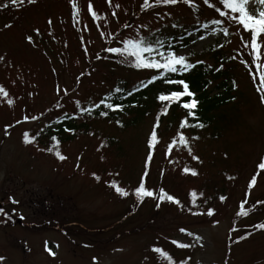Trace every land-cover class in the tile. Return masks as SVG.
<instances>
[{"label": "rangeland", "instance_id": "1", "mask_svg": "<svg viewBox=\"0 0 264 264\" xmlns=\"http://www.w3.org/2000/svg\"><path fill=\"white\" fill-rule=\"evenodd\" d=\"M91 1L100 17L98 23L87 11L89 0H77L79 23L72 18L70 0H51L44 7L24 11L11 27L2 26L4 19L0 18V57L4 58L0 60V86L9 93L7 98L0 96V207L7 213L0 215V256L5 258L0 264H93V257L97 264H166L153 247L169 252L176 264L188 257L189 264H264V232L240 243L228 242L239 203L257 171L258 183L248 203L264 198V170L258 169L264 158V103L240 62L247 59L251 64V57L236 26L226 23L233 34L224 37L213 33L214 26L209 24L203 40L197 38L176 50L193 53L190 62L208 64L213 63L210 50L218 44H223L229 55L236 54L232 64L240 98L225 111L233 116L231 125L217 140L202 135L191 143L192 155L199 160L183 148H174L167 155L168 135L164 134L147 184L153 189L163 187L181 202L188 200L189 190L202 189L215 209L214 217L194 216L168 202L157 208L152 198L136 202L137 208L129 211L131 197L122 198L108 186L115 180L130 191L131 185L138 183L152 116L137 126L119 128L106 120H87L78 112L77 122H85L87 127L59 144L66 159L61 161L54 152L45 151L55 142L47 144L37 133L53 126L55 117L75 113L76 100L89 107L115 82L122 81L119 87L124 81L133 84L148 74L109 60L107 47H118L121 40L135 38L138 33L173 32L177 36L178 31L216 18L201 0L199 14L182 2L142 9L144 0H112V7L107 0ZM28 36L33 37L32 43ZM190 36L195 37V32ZM57 86L67 89L69 95L61 91L58 96ZM8 99L13 100V106L8 105ZM58 100L62 105L59 109ZM41 113L44 115L37 121L16 124L25 114ZM8 125L14 126L5 135ZM25 131L36 135L35 143L23 142ZM109 136L118 140L119 148L107 146ZM185 167L198 175L185 174ZM220 195L227 196V201L222 203ZM9 197L18 203L13 204ZM19 217L23 219L18 221ZM262 218L264 206L262 213L247 216L237 226L245 228ZM213 220L219 221L215 227ZM180 227L202 237L201 242L181 233ZM239 234L236 232L233 240ZM172 239L194 246L180 249ZM45 242L54 256L45 250Z\"/></svg>", "mask_w": 264, "mask_h": 264}, {"label": "snow or ice", "instance_id": "2", "mask_svg": "<svg viewBox=\"0 0 264 264\" xmlns=\"http://www.w3.org/2000/svg\"><path fill=\"white\" fill-rule=\"evenodd\" d=\"M27 4H35L37 0H10V3H5L2 5L3 8H9L10 6H20ZM184 3L189 7H193L195 0H154V3H150V0H144V3L141 5L142 9H146L149 7H153L155 5H176L178 3ZM71 8H72V18L76 23H79L80 9L78 7L77 0H70ZM107 3L110 7H112V0H107ZM203 3L207 5L209 8H215V12L219 14L220 18H213L208 23L203 24V28H208L209 24L213 25L211 31L213 33H222L224 37H228L233 34L230 33L229 28L224 25L231 24L236 26L237 33L240 34V39L242 42V46L245 50L248 51V55L251 57V64L247 59H242L240 62L245 65L248 69L249 74L252 77L254 84H256L257 91L260 93L261 102L264 103V64H262V60H264V0H218V5L216 6L210 3V0H203ZM116 8H119L120 5L116 4ZM88 13L92 16L94 20L99 19V15L93 9V5L91 0H89L87 6ZM113 16H116V12L112 13ZM223 18V19H221ZM47 23L51 26L53 21L49 19ZM12 25H6V27H11ZM125 27H129V25H125ZM143 27V26H142ZM176 27V25H173ZM159 31V30H157ZM36 34L39 35V29H36ZM244 34H248L250 39H245ZM49 35H52L50 32ZM103 35V34H102ZM205 37L200 36L199 39L203 40ZM27 40L29 43L33 42V37L28 36ZM122 46L118 47H107L105 51L108 53L118 55L121 57L122 63H128L131 67L137 70H152L154 72L153 75L146 81H141L138 87H134L132 91L126 93L127 96H131L133 92L139 91L141 88H146L149 85H154L156 82H161L166 87L160 90L156 96V99L162 103L163 107L161 109V113L157 115L156 123L153 126V130L148 140V147L150 149L148 153V157L145 163V171L140 178L138 185L130 192L125 187L121 186L117 183V181L113 180L109 183V187L114 189L115 193L122 198L129 197L130 195H134L136 201L142 204L146 198H152L157 201L156 207L160 208L161 205L165 202L172 203L175 205H180L181 201L175 196L169 194L163 187L159 188V191H155L146 186V177L149 175L147 171L148 166L153 158V151L156 145L159 143L158 140V132L157 129L160 127V118L161 114L167 115L168 110L173 106H177L183 110H185V116L181 119L179 123L180 131L177 133L175 137H173L170 143L167 145L166 154L171 155L174 148H183L187 149L188 153L192 155V147L191 142L194 140H198V136H193L189 138L183 132L185 128H199L203 129L205 127L204 123L199 121V117L197 116V109L199 105V101L195 98L196 93L191 90L190 82L184 78L186 73H189L193 70L198 64H204L205 62L202 60H197L195 63L190 62L189 57L193 55V53H178L171 42H166L160 38H149L143 35L137 34L135 38H125L120 41ZM167 44V46H166ZM220 48L223 45H218ZM99 58V57H97ZM3 57H0V60H3ZM230 59L235 60L236 57H230ZM211 68V65H208ZM224 67L223 63L216 68V71L222 70ZM253 67L255 71H253ZM83 75V74H81ZM79 77H77V81H79ZM258 80V83H257ZM233 86L235 87V81H233ZM61 91H63L64 96H68V90H61L59 86H57V95L59 96ZM115 93H124V89L122 87H116L114 89ZM0 96L7 98L9 93L4 89L3 86H0ZM7 103L9 106H13L14 102L12 99H8ZM76 109L81 114H87L91 116L93 112L97 109H100L103 106L104 109L111 111H123L124 104L123 103H114L112 102V94L106 95L103 99L99 101V103H93L89 107L81 106V102L76 100L75 102ZM56 108H62L60 101L58 100L56 103ZM109 114L108 111H100L99 115L102 117H107ZM41 113L39 116L37 115H23L22 119H18L16 124H22L30 121H37L43 116ZM64 119L75 118V114L73 117H69L68 113H64ZM189 119L195 121V123H190ZM56 123H60V118L58 117ZM117 124H120V121H116ZM14 125H8L5 128V135H8L7 129L9 127H13ZM122 126V125H121ZM43 131V129H41ZM65 132H74V129L64 128ZM38 135V134H37ZM22 139L25 144H31L36 142V135L30 136L28 131L23 132ZM51 140L55 142L53 147H49L45 149L49 153L54 152L55 156L63 161L66 157L59 150L60 141L57 139L55 135L51 137ZM55 149V151H54ZM194 160H199V157L192 155ZM259 170H264V158L258 165ZM185 174L191 173V175L196 176L198 173L195 170L185 167L183 169ZM163 175V173H162ZM260 175V171H257L255 175L251 177L247 184V191L245 193L244 198L241 200L238 206V211L235 213L237 217H247L250 212L256 207V205H264V200H257L251 208H246L248 204V197L251 195L252 190L258 183V176ZM93 176L99 180L100 177L93 173ZM229 179H236L235 177H229ZM193 200L192 204L196 205V193L193 191L191 193ZM201 195H203L201 193ZM13 204L18 203L16 200L9 197ZM220 201L223 203L227 201L228 197L224 195H220ZM192 215L194 216H204L211 218L216 215L215 209L208 208L206 212H192L189 209ZM0 215H7L5 209L0 207ZM23 219V217H21ZM219 224L218 220H213L212 225L215 227ZM252 227L257 231H264V222L256 223L252 225ZM179 231L181 233L186 234L189 237H193V239L200 243L202 237L199 235H195L191 231H188L184 227H180ZM233 233L238 232L239 229L233 227L231 229ZM253 233L247 232L245 234L239 235L235 238L234 243H240L243 240L248 239ZM171 243L176 245L180 249H188L193 247L194 245L191 243H181L176 239H172ZM201 246H203L201 244ZM45 250L49 252L50 255H55L51 249L48 248V243L45 242ZM152 251L161 257L166 264H176L173 256L169 254V252L165 251L161 247H153ZM5 258L0 256V262H2ZM190 257L187 259H182L179 261V264H189ZM93 264H97V258L93 257Z\"/></svg>", "mask_w": 264, "mask_h": 264}, {"label": "trees", "instance_id": "3", "mask_svg": "<svg viewBox=\"0 0 264 264\" xmlns=\"http://www.w3.org/2000/svg\"><path fill=\"white\" fill-rule=\"evenodd\" d=\"M59 1V0H54ZM200 0H195L194 6L192 7L195 10V14L200 13V9L198 8V2ZM203 2V0H201ZM51 0H37L35 4H27V2L24 5L20 6H10L9 8H3L2 5L5 3H10V0H0V18L4 19V23L2 26L6 27V25H13L15 22L18 21L19 17L24 11L33 9V8H40L44 7L47 4H49ZM92 3V1H91ZM201 4V2H199ZM210 3L219 6L218 0H215V2L210 1ZM92 5L96 7L93 3ZM159 6V5H155ZM154 7V6H153ZM213 12L216 15V18H220L219 14L215 12V8H211ZM96 11V9H94ZM97 12V11H96ZM194 14V15H195ZM91 16V15H90ZM92 17V16H91ZM223 19V18H221ZM209 21L203 20L197 25H193L189 27L188 29H184L182 31L177 32V36L175 33H159L145 36L149 38H160L166 42H171L174 46L175 50L185 48L188 46L192 41L196 40L200 36L204 34V28L202 27L203 24L208 23ZM94 23H98V19L94 20ZM215 27V26H214ZM195 32V37H191V32ZM248 36L247 39H250V36ZM40 37V36H39ZM41 38V37H40ZM39 38V40H40ZM43 40V39H42ZM179 40V43H178ZM44 42H46L44 40ZM223 45V44H218ZM218 45L213 47L210 52L211 56L213 58V63L208 64H198L193 70H191L189 73H186L184 75V78L187 79L190 82L191 90L196 93V99L199 101L198 109H197V116L199 117V121L204 123L205 127L203 129L199 128H185L183 130L184 134L188 136L189 138L193 136H198L199 139L202 135L209 137L210 139L217 140L221 137L222 134L226 132L229 125H231V121L233 116H228V113L225 112L227 108L230 105H233L239 100L240 90L237 87V79L236 75L233 71L234 65L232 64L235 60L230 59V57L235 56L236 54L230 53L225 50L224 45L222 48H220ZM119 46H122L121 44ZM167 46V44H166ZM237 58V57H236ZM109 60H113L118 65L133 70L136 72L145 71V70H137L133 67H131L128 63H122L121 57L118 55L111 54L108 57ZM195 63V62H192ZM223 63L224 67L220 71H216L215 69L219 67V65ZM208 65H211L212 67L209 68ZM148 74L140 79L139 81L129 84L127 81L123 82V85L120 86L124 89V93H115L114 89L120 85V82L114 84V86L110 87L107 91L102 93V95L99 97L96 103H99L101 99H103L106 95L112 94V102L114 103H123L124 104V110L123 111H111L104 109L103 106H101L100 109H97L91 116L86 115L87 120H106L110 123H113L115 126L119 128H125L129 126H137L143 119L148 118L150 116L153 117L152 127L150 132L147 135L145 144H146V153L143 161V171L141 173V176L143 175L145 171V163L148 157V153L150 151L148 147V140L151 135V132L153 130V126L156 123L157 115L161 113V109L163 107L162 103L159 102L156 99V96L160 90L165 88L166 86L163 85L161 82H156L154 85H149L146 88H141L139 91H135L132 93L131 96H127L126 93L129 91H132L134 87H138L141 81H146L151 77V75L154 74L152 70H147ZM233 81H235V87L233 86ZM261 99V98H260ZM91 106V105H90ZM100 111H108L109 114L107 117H102L99 115ZM81 114V113H80ZM64 115V114H63ZM63 115L58 116L60 118V123L57 124L56 120L58 117H55L51 121V125L48 129H43L41 133H37L41 138H44L43 140L45 143H54V141L51 140V137L55 135L57 139L61 142L69 141L72 138H74L75 134L78 133L80 130H85L87 127V123H78L77 122V116L75 115V118H69L64 119ZM69 117H73L72 113H68ZM185 116V110L173 105L169 110L167 115L161 114L160 118V127L157 129L158 132V140L159 143L156 145L154 151H153V158L148 166L147 171L150 172V167L152 165L153 159L157 153L158 147L162 142V139L165 135H168V140L166 144L170 143L171 139L177 135V133L180 131L179 129V123L181 119H183ZM116 121H120V124H117ZM190 123H195V121H192L189 119ZM122 125V126H121ZM64 128H71L74 129V132H65ZM90 129V127L88 126ZM94 132V130H93ZM173 132V133H172ZM95 133V132H94ZM167 133V134H166ZM165 134V135H164ZM173 134V135H171ZM171 135V136H170ZM107 143L110 145H107L109 147H118V140L115 137H106ZM42 142V141H40ZM192 144L193 141H190ZM148 177L146 179V186L148 184ZM141 178V177H140ZM140 181V179H139ZM138 181V183H139ZM138 183L133 186L131 185L130 192L138 185ZM148 187V186H147ZM159 187L156 188H150L155 191H159ZM195 192L197 195L195 197L196 199V205L194 206L192 204L193 197L191 195L192 192ZM169 193V192H168ZM201 193L203 195H201ZM171 194V193H169ZM173 195V194H171ZM174 196V195H173ZM132 199V204L130 205V210L133 211L136 209V198L134 195H130ZM176 197V196H175ZM218 197V196H217ZM177 198V197H176ZM155 200V199H154ZM259 200V199H257ZM256 200V201H257ZM264 200V198L262 199ZM156 201V200H155ZM213 201V197H212ZM255 201V202H256ZM248 203L246 205V208H251L252 205L255 203ZM183 205V208L185 209H191L192 212H206L208 208L210 207L209 204V198L204 195L202 189H191L188 191V200L181 202ZM263 206L264 205H256V207L253 209L252 212H250V216H255L257 214H260L263 212ZM128 211V212H129ZM238 211V210H237ZM246 217H237L234 216V220L232 222V228L236 227L239 229L240 234H245L247 232H252V235L264 232V231H257L255 230L252 225L256 223H262L264 222V218L255 221L248 227H238L237 224L240 220L244 219ZM236 233V232H235ZM230 230V233L228 235V242H234L233 235L235 234ZM171 255V254H170Z\"/></svg>", "mask_w": 264, "mask_h": 264}]
</instances>
